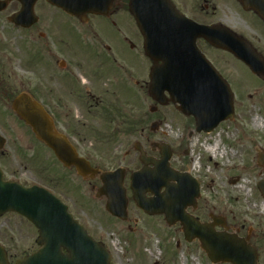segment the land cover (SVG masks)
<instances>
[{
    "label": "flooded vegetation",
    "instance_id": "flooded-vegetation-1",
    "mask_svg": "<svg viewBox=\"0 0 264 264\" xmlns=\"http://www.w3.org/2000/svg\"><path fill=\"white\" fill-rule=\"evenodd\" d=\"M0 1L5 2L4 9L0 11V99L11 107L12 99L18 93H28L45 109L53 128L63 134L96 168L92 163L99 155L84 153L86 148L99 145L122 147L131 143L129 138L134 136L136 130L139 131L141 141L131 143L134 156L129 150L123 152V157H132L133 160L129 166H123L125 184V179L129 181L130 175L142 167L135 143H139L148 156L158 147L156 143L150 147L151 133H154L152 125L148 127L142 123L136 126L131 120L135 99L143 102L151 100L150 63H134L131 50L134 46L119 27L120 0H112L106 14L86 13L81 17L67 14L45 0H37L31 15L35 20L30 24H15L11 21V17L21 8L17 0ZM179 2L181 6L174 4L175 7L198 23L221 25L238 35L246 32L264 33V0ZM123 9L125 12L126 7ZM120 38L129 46L119 44ZM197 45L203 52L208 47L202 38L197 39ZM15 59L17 65L13 66L12 60ZM160 107L165 106L153 103L149 105L148 112L156 114ZM12 148V158L20 161L24 157L23 152L18 146ZM147 148H151V151ZM9 157L8 151L0 148V161H7ZM195 178L200 185V195L195 202L193 215L202 222H211L212 216H219L224 225L216 229L245 237L261 250L264 227L229 225L225 215L213 210L214 198L202 197L203 181L199 176ZM94 180L100 184L97 178ZM96 187L93 185L91 188L94 196L80 190L71 202L55 188H50V191L67 206L72 217L87 229L82 218L72 209L82 211L88 198L104 205L106 197H96ZM135 211L139 215L138 219L147 217L136 206ZM15 215L27 222L35 234L31 238L27 230L28 233L22 236L18 232L16 241L14 236L7 240V243H12L11 247L3 243L10 264L39 248L35 227L24 217ZM133 221L137 222V219Z\"/></svg>",
    "mask_w": 264,
    "mask_h": 264
},
{
    "label": "rangeland",
    "instance_id": "rangeland-1",
    "mask_svg": "<svg viewBox=\"0 0 264 264\" xmlns=\"http://www.w3.org/2000/svg\"><path fill=\"white\" fill-rule=\"evenodd\" d=\"M173 1L181 6L180 0ZM123 4L124 0H120L119 27L129 43L136 46L133 52L134 63L143 64L145 57L140 50L141 37L136 26L130 24L128 19L130 25L125 24L127 15L123 11ZM244 38L264 58V33L246 32ZM129 43L119 39V44L128 46ZM204 51L233 92L232 120L221 122L210 133H196L193 130L194 120L183 115L173 105L160 107L156 114H152L148 112V107L153 102L149 99L143 102L138 98L135 99L131 120L136 126L144 123L149 127L153 121L158 123L157 130L151 133L150 147L153 143L164 142L169 145L172 150L170 166L199 176L204 184L202 197L214 198L213 210L225 215L229 225L264 227V198L256 187L257 182L264 178V165L258 164L259 156L264 152V125L255 127L252 122L254 117L264 121V73L253 74L248 66L230 52L211 47H206ZM12 63L16 66V59ZM7 105L0 99V133L6 139L2 150L8 151L10 155L9 160L0 161L4 177L26 185L40 184L55 188L70 202L80 190L94 196L91 188L98 185L97 180L83 181L73 169L62 168L45 148L40 147L32 132L9 111ZM138 132L136 130L134 136L129 138L131 143L141 141ZM215 140L220 142L216 163L206 152V147ZM131 143L118 148L99 145L86 148L84 153L99 155L93 159V165L100 169H112L126 164L129 166L134 156ZM13 146H18L27 158L20 161L13 159ZM125 150L131 151L132 157H123ZM146 150L151 151V148ZM222 150L224 153L221 154ZM150 154L159 157L158 149ZM195 157H198L197 164L192 160ZM125 186L129 199L127 221L114 219L104 210L102 202L89 198L82 211L72 209L82 218L89 234L107 248L111 256L110 264H212L197 240L186 242L183 239L179 223L169 226L163 215L138 219L127 178ZM188 211L192 212L191 208ZM133 219H137V222ZM205 220L209 221L210 218ZM18 232L21 236L28 233L31 238L35 234L27 222L13 214L0 218L2 244L7 243L12 236L16 241ZM7 245L11 247L12 243ZM261 247L259 262L264 264V242Z\"/></svg>",
    "mask_w": 264,
    "mask_h": 264
},
{
    "label": "water",
    "instance_id": "water-1",
    "mask_svg": "<svg viewBox=\"0 0 264 264\" xmlns=\"http://www.w3.org/2000/svg\"><path fill=\"white\" fill-rule=\"evenodd\" d=\"M20 1L24 12L35 0ZM48 1L76 15L84 11L105 12L110 3V0ZM128 5L143 35L145 53L154 62L150 73L153 98L163 103V92L167 91L171 100L179 103L182 113L194 117L197 131H211L219 122L231 119L234 111L232 94L197 49L196 38L204 36L214 46L230 50L255 73L264 72L262 58L244 41L231 37L228 32L213 33L209 27L194 24L179 14L169 0H129ZM19 19L20 16L16 15L12 20L18 22ZM158 61L160 64L156 63ZM12 107L63 165L74 166L84 178L98 175V170L79 157L66 139L53 130L47 114L30 96L19 94ZM2 142L0 138V145ZM160 154L158 160L145 156L143 152L140 155L144 168L131 177L133 197L138 206L149 214L163 213L169 225L180 221L185 239L191 241L198 238L213 263L258 264L256 250L246 239L216 232L213 224H202L186 212L188 206L194 205L198 185L188 174L178 173L169 167L171 151L168 145H160ZM149 163L154 167L146 168ZM260 164H264V159L260 160ZM98 177L102 186L97 195L112 199L107 202V210L124 217L121 169L103 172ZM171 180L177 183H170ZM257 186L264 196V180ZM162 187L165 189L163 192L160 191ZM146 192H150L152 197L146 198ZM53 201L55 197L43 188L23 187L17 182L3 181L0 171V215L7 211L24 215L37 227V243L42 245L39 251L18 260L16 264H109L105 249L72 220L64 206ZM61 247L67 250V254L61 252ZM0 264H8L1 246Z\"/></svg>",
    "mask_w": 264,
    "mask_h": 264
},
{
    "label": "bare ground",
    "instance_id": "bare-ground-1",
    "mask_svg": "<svg viewBox=\"0 0 264 264\" xmlns=\"http://www.w3.org/2000/svg\"><path fill=\"white\" fill-rule=\"evenodd\" d=\"M253 125L255 127H263L264 125V121L263 119L259 118V117H254L252 119ZM219 144L220 142L218 140H215L213 144L209 145L206 147V152L208 153V156L210 157V159H214L216 157V154L219 153ZM224 153V151H221V154ZM194 164L198 163V157H195L194 159H192ZM216 163V160H215ZM150 254L152 255V251L150 252Z\"/></svg>",
    "mask_w": 264,
    "mask_h": 264
}]
</instances>
